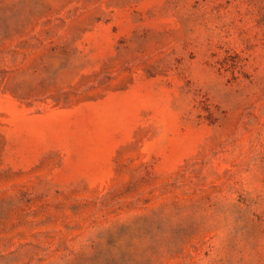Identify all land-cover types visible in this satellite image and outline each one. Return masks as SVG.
I'll return each mask as SVG.
<instances>
[{
    "label": "rangeland",
    "instance_id": "rangeland-1",
    "mask_svg": "<svg viewBox=\"0 0 264 264\" xmlns=\"http://www.w3.org/2000/svg\"><path fill=\"white\" fill-rule=\"evenodd\" d=\"M0 264H264V0H0Z\"/></svg>",
    "mask_w": 264,
    "mask_h": 264
}]
</instances>
